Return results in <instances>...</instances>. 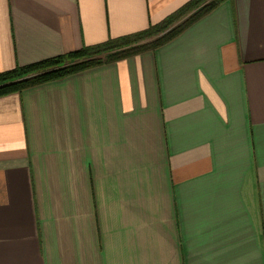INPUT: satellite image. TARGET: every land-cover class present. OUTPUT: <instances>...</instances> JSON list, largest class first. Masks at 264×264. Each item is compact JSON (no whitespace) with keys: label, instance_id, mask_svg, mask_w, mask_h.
Masks as SVG:
<instances>
[{"label":"crops","instance_id":"crops-1","mask_svg":"<svg viewBox=\"0 0 264 264\" xmlns=\"http://www.w3.org/2000/svg\"><path fill=\"white\" fill-rule=\"evenodd\" d=\"M190 1L0 0V73ZM0 264H264V0L0 97Z\"/></svg>","mask_w":264,"mask_h":264},{"label":"trees","instance_id":"trees-1","mask_svg":"<svg viewBox=\"0 0 264 264\" xmlns=\"http://www.w3.org/2000/svg\"><path fill=\"white\" fill-rule=\"evenodd\" d=\"M224 1L226 0H192L162 23L152 26L142 33L103 45L83 48L76 52L28 66H17L13 70L0 73V97L21 92L24 89L53 80L63 79L69 75L133 53H138L148 48H156L167 44L178 37L190 25L215 10ZM181 18L184 20L172 28L171 26L175 21ZM165 31H167L166 34L160 35V33ZM155 35L160 36H157L155 40L139 44L138 46L131 45L133 42ZM122 46L124 47L122 48L123 50L118 52L116 49ZM104 54L106 55V59L103 58ZM34 73L38 74L28 77V75H33Z\"/></svg>","mask_w":264,"mask_h":264},{"label":"rangeland","instance_id":"rangeland-1","mask_svg":"<svg viewBox=\"0 0 264 264\" xmlns=\"http://www.w3.org/2000/svg\"><path fill=\"white\" fill-rule=\"evenodd\" d=\"M206 1H211V0H206ZM183 20H184V19H182V18L179 19V20H176L175 23H174L171 27L173 28V27L176 26L177 24L181 23ZM167 31H168V30H167ZM167 31L160 33V35L166 34ZM160 35H155V36H152V37H148V38H145V39L138 40V41H136V42H133L131 45H132V46H138L139 44H143V43H146V42H150V41H152V40H155V39L157 38V36H160ZM122 48H124V47L122 46L121 48H117L116 50H118V52H120V51L123 50ZM109 53H113V52H109ZM105 57H106V55L104 54V55H103V58L105 59ZM37 74H38V73H34L33 75H28V77L36 76Z\"/></svg>","mask_w":264,"mask_h":264}]
</instances>
